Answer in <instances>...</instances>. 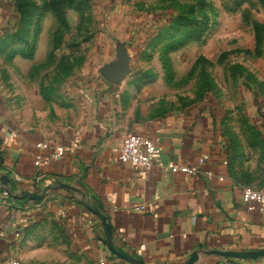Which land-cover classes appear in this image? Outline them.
<instances>
[{"label":"crops","instance_id":"crops-1","mask_svg":"<svg viewBox=\"0 0 264 264\" xmlns=\"http://www.w3.org/2000/svg\"><path fill=\"white\" fill-rule=\"evenodd\" d=\"M87 74L69 89L54 121L20 124L0 108V176L9 178L0 184V257L16 255L27 264H130L110 250L94 209L106 217L114 246L144 264H184L195 250L194 264H264V257L201 253L264 248V208L248 210L241 198L243 187H262L264 178L233 170L208 105L161 113L159 105L136 102L125 78L113 84ZM130 133L158 147L149 168L118 159ZM38 141L65 145L64 158L45 154L34 166ZM199 158L204 162L195 175L168 167L197 165ZM46 187L40 200L24 196Z\"/></svg>","mask_w":264,"mask_h":264},{"label":"rangeland","instance_id":"rangeland-1","mask_svg":"<svg viewBox=\"0 0 264 264\" xmlns=\"http://www.w3.org/2000/svg\"><path fill=\"white\" fill-rule=\"evenodd\" d=\"M45 1L27 0L40 10H45ZM66 1H72L64 9L69 25L57 49L52 41L57 24L50 12L32 15L38 30L34 35L31 23L27 40L0 42V108L20 124L54 121L68 104L69 89L78 87L77 78L92 72L101 76V69L116 62V51L122 48L130 69L122 84L135 91L136 102L159 105L161 113L207 104L233 170L240 176L251 171L258 181L264 178L260 0ZM21 2L0 0V39L17 30L16 7ZM191 18L197 23H183L170 33ZM198 20L206 22L200 38L166 47L170 36L178 42L185 31L197 32ZM31 43L32 55L21 56L19 51Z\"/></svg>","mask_w":264,"mask_h":264},{"label":"built area","instance_id":"built-area-1","mask_svg":"<svg viewBox=\"0 0 264 264\" xmlns=\"http://www.w3.org/2000/svg\"><path fill=\"white\" fill-rule=\"evenodd\" d=\"M73 146L78 145L79 136L75 135L72 140ZM37 149L33 157L34 166L38 167L44 155L53 161H60L64 158L66 153V147L62 144H54L51 141H38L35 143ZM158 154V147L148 137L141 136L139 134L130 133L127 134L121 142L118 149V159L131 166L147 169L155 163L156 156ZM204 162L203 158H199L197 165L193 166H178L177 164H169V168L172 172H182L184 174L195 175L198 172L199 166ZM160 164V163H158ZM7 194V192H5ZM242 201L246 204L248 210H252L255 205L259 206V209L264 208V186L262 187H243L241 193ZM60 216H64L65 212L62 209L57 210ZM0 264H27L22 262L18 256L12 255L7 257H0Z\"/></svg>","mask_w":264,"mask_h":264},{"label":"trees","instance_id":"trees-1","mask_svg":"<svg viewBox=\"0 0 264 264\" xmlns=\"http://www.w3.org/2000/svg\"><path fill=\"white\" fill-rule=\"evenodd\" d=\"M20 1L22 2L18 3L16 7L17 14H18V20L20 22L18 24V28L12 34L6 33L5 35H3V37L0 39V42L6 43L10 41H15L18 39L27 40L28 35H29L30 26L32 23V15H34L35 12H39V14L42 12H50L54 16L56 20V24H57V27L52 36L53 48L57 49L60 44V41H61L60 39L63 35V31L66 28H68V25H69L67 18L65 17L67 10H64V9H67V7L71 4L72 1L68 2L66 0H47L43 3V9L45 10H40L39 7L38 8L33 7V3L30 4V2H27V0H20ZM260 1L264 5V0H260ZM199 3H202V2H199ZM198 9L199 11H201L200 10L201 8H198ZM204 19H206L205 14H204ZM186 21L187 20H183L182 23L181 22L177 23L176 26L172 28L170 33L173 34L175 31H177L183 23H187V24L190 23L191 25H194L197 23V20H194L193 18H191L188 22ZM32 24L34 25L33 34L35 35L37 33L38 26L35 21ZM199 24H200V27L197 29V32H195L194 30L185 31L183 35L181 36V38L178 39V42H174L173 41L174 38L170 36V41L172 42L169 43L166 47H170V46L175 47V46H178L181 42H184L186 40L200 38L204 32L206 22L205 20L204 21L202 20L201 22H199ZM253 26L255 30H257L258 24L254 23ZM255 32L257 33V31ZM33 46H34L33 43H31L30 45H27L26 50H23V52L19 51V54L26 58L30 57L32 55ZM165 50L167 51V49ZM10 52L16 53V50L10 49Z\"/></svg>","mask_w":264,"mask_h":264},{"label":"water","instance_id":"water-1","mask_svg":"<svg viewBox=\"0 0 264 264\" xmlns=\"http://www.w3.org/2000/svg\"><path fill=\"white\" fill-rule=\"evenodd\" d=\"M116 56H117L118 60L116 62L110 64V65L104 66L101 69L100 74L105 80H107L113 84H120L122 82V80L128 75V73L130 71V69H129V58L124 53V50L122 48H120L116 51ZM8 183H9V178L6 175L0 176V184L1 185H6ZM59 187L67 188L69 190L78 192V189H76V188H74L68 184H65V183H60ZM48 189H49V187H46L39 194H36V193L24 194V196H26L27 198L32 199V200H40L45 196V193L47 192ZM82 195H84V194H82ZM91 211H93L95 214H97V216L102 221L104 232L106 235V240H107V243L109 245L110 250L114 254L119 256L120 258L129 262L130 264H144V262L142 260L134 258L131 255L118 250L112 242V232H111L110 226L106 220V217L102 213H100L94 209H91ZM199 253L200 252L198 250L193 251L191 253V255L187 258V260L185 261L184 264H194L195 261L199 257ZM201 253L212 254V255H217V256L227 257V258L255 259V258H259V257H264V248L258 249V250H217V249H212V250H203V251H201Z\"/></svg>","mask_w":264,"mask_h":264}]
</instances>
